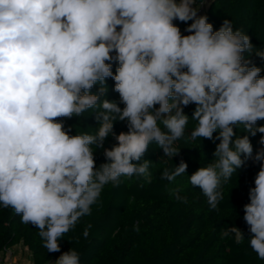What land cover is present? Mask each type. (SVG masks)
Returning <instances> with one entry per match:
<instances>
[{
    "label": "clouds",
    "instance_id": "1",
    "mask_svg": "<svg viewBox=\"0 0 264 264\" xmlns=\"http://www.w3.org/2000/svg\"><path fill=\"white\" fill-rule=\"evenodd\" d=\"M203 4L0 0V206L39 229L48 253L61 252L59 240L91 215L106 185L132 177L151 183L149 146L172 159L194 121L187 138L215 144L214 159L189 176L210 210L218 211L237 170L249 160L259 164L243 221L248 245L264 260V68L252 60L264 62V49L227 19L214 30L199 14ZM109 79L118 100L107 98ZM86 113L97 131L72 134L66 121ZM117 122L127 131L117 134ZM258 133L254 153L250 138ZM109 137L115 143L105 147ZM187 168L181 160L160 178L172 182ZM172 195L188 202L179 189ZM220 236L246 240L236 226ZM49 264H81V255L71 248Z\"/></svg>",
    "mask_w": 264,
    "mask_h": 264
},
{
    "label": "trees",
    "instance_id": "2",
    "mask_svg": "<svg viewBox=\"0 0 264 264\" xmlns=\"http://www.w3.org/2000/svg\"><path fill=\"white\" fill-rule=\"evenodd\" d=\"M203 1L197 0V5ZM205 15L214 30L227 19L234 30L249 35L256 48L264 49V0H210ZM179 26L182 30L185 27L182 23ZM252 60L256 66L264 68L259 58L253 56ZM107 84V98L118 100V94L111 90L113 81L109 79ZM194 107L185 108V112L191 116ZM85 115L88 116L66 121V125L73 126L72 134L97 131L95 120L88 113ZM258 123L264 124V121ZM194 124L190 121L185 138L175 142L174 147L180 153L172 159L164 157L156 144L149 146L145 158L152 161L151 183H146L143 177H132L122 178L119 187L106 185L99 200L91 206V215L82 217L75 228L59 240L61 252L76 249L81 255V264H264L248 245L247 226L243 221V205L249 202L248 189L254 186L259 164L249 160L237 170L223 186L218 211L210 210L201 190L189 183V176L214 159L215 144L203 138L188 139ZM121 131H127L125 123L117 122L115 132ZM236 132L245 134L240 129ZM260 135L250 138L254 153L260 147ZM114 143L109 137L105 147ZM181 160L188 165L185 174L172 182L160 178L165 168L174 169ZM96 162L97 165L104 162L102 149L96 152ZM173 189H179L188 202L175 199ZM137 223L139 232L133 229ZM226 226L243 230L244 243L237 245L232 238L222 239L220 232ZM85 229L89 232L87 238L83 235ZM38 233L39 229L22 223L13 209L0 206V253L5 248L23 245L28 248L33 264L55 261L61 252L48 253Z\"/></svg>",
    "mask_w": 264,
    "mask_h": 264
},
{
    "label": "built area",
    "instance_id": "3",
    "mask_svg": "<svg viewBox=\"0 0 264 264\" xmlns=\"http://www.w3.org/2000/svg\"><path fill=\"white\" fill-rule=\"evenodd\" d=\"M209 2H210V0H204L203 2H201V3H204V4H203L199 14L205 15V11H206V9L208 7ZM24 248H25V250L29 251L27 247H24ZM0 264H23V263L15 261V253H14L13 247H11V248H5L0 253Z\"/></svg>",
    "mask_w": 264,
    "mask_h": 264
},
{
    "label": "crops",
    "instance_id": "4",
    "mask_svg": "<svg viewBox=\"0 0 264 264\" xmlns=\"http://www.w3.org/2000/svg\"><path fill=\"white\" fill-rule=\"evenodd\" d=\"M13 250L15 253V261L21 262L23 264H33L30 252L25 250L22 245L13 247ZM23 251H25L24 254Z\"/></svg>",
    "mask_w": 264,
    "mask_h": 264
},
{
    "label": "rangeland",
    "instance_id": "5",
    "mask_svg": "<svg viewBox=\"0 0 264 264\" xmlns=\"http://www.w3.org/2000/svg\"><path fill=\"white\" fill-rule=\"evenodd\" d=\"M25 253V251H23V254ZM26 263V262H25Z\"/></svg>",
    "mask_w": 264,
    "mask_h": 264
}]
</instances>
